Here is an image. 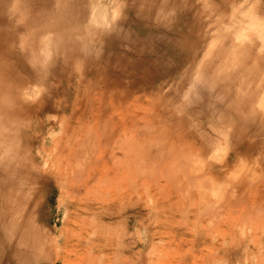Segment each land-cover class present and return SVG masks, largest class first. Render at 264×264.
Instances as JSON below:
<instances>
[{"label":"bare ground","instance_id":"bare-ground-1","mask_svg":"<svg viewBox=\"0 0 264 264\" xmlns=\"http://www.w3.org/2000/svg\"><path fill=\"white\" fill-rule=\"evenodd\" d=\"M13 1V2H12ZM20 1V4L22 3V0H3L1 3H0V264H39L40 263V260L41 259H44L45 261L49 259V256H50V251H52L55 247V249L51 252L54 253V251H56L54 254V260H51L52 264H57L60 260L63 262H65V260H67V258L61 254L62 252L60 251V249L62 250V246H63V249L65 250L64 252L66 254L69 255V253L73 254L74 256H79L80 252L82 251H85V248H87V250H92L91 248L93 249H96L95 247L98 246V244L100 243V239L98 238H95L94 236H90V234L92 235L94 233V230H89L91 224H92V218L90 219H86L85 216L87 217H96L98 216L100 213H103V216L101 217L102 219H107L109 218L110 220H112V216H113V213L111 212V210L114 209V206H117L118 205V202L117 204L115 205L114 203V191H112V186H114V183H111V181L113 180V176H114V166L110 167L109 164L112 163V165H114V160H110L109 161V164L106 163V160L109 159V156L112 157L113 155H110L112 154V150L111 149H108L106 148L107 144L106 143H103L105 144L106 146L104 147L105 149L107 150H103V148H101L98 144V141L96 142L95 139H98V138H94L93 137V132H94V129L90 130L88 129V127H91V126H85L86 124L82 123L85 127L81 130V126L80 125L81 123L78 122V126H75V125H63L59 126V129L61 130V135L59 137L55 136L54 135V130L56 129V123L55 122H50L49 120H45L46 123H43V125L40 127V131H39V128H37V125H36V116L37 115H42V114H49V113H53L54 111H56L50 104L49 102L46 100L44 102H41L40 100L39 101H35V94H39V91H38V87L36 84L37 82L34 80V77L32 75V77H34L33 79L30 77L29 74L31 73H25V71H23L21 69V67L17 66L16 64L12 63L11 61H14L13 59L10 60L9 59H6L5 57H7V55L4 53V48L7 47V41L8 40H11L13 39L12 35H10L9 33V36L4 33V30H5V24H4V20L2 19V16L6 17L7 19H9V17H14L15 20L12 23L14 29H20V27L18 28L17 25L18 22L20 21V19L22 18L21 16L24 15L21 11L22 7H18L20 4H18ZM36 1V0H34ZM47 2H42V5L40 6L41 9L43 7L46 8V13L44 14V22L42 21V23L40 22V17H38L39 15H37V11H39V7H37V4H29L28 7L34 5V9L37 10L36 12V15H37V22L36 20V23H34V25H36L37 28H40L39 30H45V34L43 35H40V37H37V44H39L35 50V52L33 51L34 47L33 45L29 46L28 47V51H29V63L30 61H34L35 60V66L36 67H31V69L29 68L28 71L30 72L31 70L35 71L34 74H36L38 77L39 76H44L45 77V74H47L48 72H50L51 70H49L48 66L50 65H41L40 62H38V60L42 61V62H45L48 60L49 56H50V53L47 52L46 50L50 47V44L56 40V43L54 45L53 43V46L57 47V49H55V52L57 51L58 52V49L59 47L63 46L65 47V42L64 41H71L73 43V45H75V47H80L81 50L83 49L82 47H85V46H88L90 41L91 40H88L90 38V32H93L94 31V34H96L99 30V24L102 25L100 22L102 20L98 19V16H97V12H98V9L99 8H103V7H99L101 5H99L98 3L96 4L97 6L96 7H99L96 11V8H93L95 7V3L93 5L92 2H90L89 0H86V1H89L90 2V7H92L91 10H89L90 14L88 16H84L82 17L80 14H78L77 18H76V23L75 24H72L71 22H75V21H72V18L73 17H76L73 13H75L79 7H78V3L80 0H78L76 3V6H74V4L72 3H69L68 0H66L67 2H62L63 0H55V4L52 5V8H47V5H48V0H46ZM49 1H53V0H49ZM102 1V0H101ZM150 1V0H149ZM149 1H146L145 0V3L149 2ZM185 1V0H184ZM202 1V2H201ZM200 1V5L202 3V6L201 8H199L198 10L203 12V14L206 15L205 18H208L207 16H209V19L211 17H213L215 11H218L217 8H219L220 4L222 1L224 0H220L221 2L219 3H216L213 2V4H216L217 8L213 7L211 4H210V1L209 0H201ZM219 1V0H217ZM229 1V0H227ZM33 3V1H31ZM74 2V1H73ZM83 2V1H82ZM89 2H88V5H89ZM94 2H97V1H94ZM140 2V1H139ZM144 2V1H143ZM141 1V3H143ZM185 2H192L191 4L188 3L186 4ZM184 3L189 7V10H192L195 12V15H196V5L193 4V2L195 3V1H185ZM212 2V1H211ZM226 2V1H224ZM240 2V1H239ZM261 0H255V1H244V3H241L239 5V3H237L236 1V4L234 3L233 4V1L231 0V3L233 4L231 6V8H228V11L222 15H217L218 17H216V19H214V21H210L209 19H203V14L202 12L200 11V15L202 16V19L201 16L198 14V16H200V18L198 16H195V17H198L199 19H194L197 23H196V30H194V34L196 33V38L199 40L202 38V37H198V34H203L205 37L207 35V31L208 32H211L210 35H212L210 37V39L208 40V38H205L207 39L208 41H206L205 43L203 42V44L206 46L204 47L203 49H205V51L202 52V54L200 53L201 50H198L196 49V46H195V43L192 46L190 50H189V55L192 54L193 57L191 56V62H188L187 60H185L186 63H189V65H186V66H190V75L188 76H185L187 74H183L184 76L183 77H188V81L187 83H185L184 81V78L181 76L180 77V80H182L181 78H183V82L182 84H187L185 85L184 87H180L182 88V91L180 94L184 95L182 98L187 99V97L192 94V92L195 90V88L197 86H200L201 88L203 86H207L208 89H211L213 91V93L216 95L213 96V93L211 94V96L215 97V100L218 101V99L216 97L219 98V102L221 104H223L222 106V112L220 113H216V115L214 114V116H216V120L220 119L219 121H221V125L219 124V126H214L212 125V122H208V126H205L203 124H197L196 122H193L191 121V119L189 120H182L181 116H185L187 117L188 114H186V110H182L179 108V106L176 108V115H175V121H176V126H178L177 128V132H175L174 136H173V132L172 134H170V132L168 131V127L166 128L167 129V134H170L171 136H173V139L172 137L170 138L169 140H167L166 142H164L165 144H168L170 142H173L174 146L175 144L177 143L176 147V151L173 150L174 148L176 147H173V144L172 146L170 147V149L172 148V151H175V152H172L175 157H178L180 167H177L178 163H176L177 166L173 167V163L172 165L169 164L170 168H168V165L166 163H169L171 161V159H173V157L171 158L170 157V160L169 158L167 159L169 162L165 161L166 158H162L165 162L163 164H166V168L167 171L169 172H172L170 170H173L172 167L174 169H177L179 170H182L181 173L178 171L176 172V175H178L180 173V175L182 177H180V179L184 180V178L186 180H190L192 181L191 179H193V176L191 175H194V173H198L199 175L203 176L204 179L205 177L207 178V182H206V179L203 180V178L200 176L198 179H196L195 181H192L193 183H197V181L199 182V186L200 188H205L206 186L203 185V183L206 182V184L208 183V187H206L204 189V194H206L207 190L208 192H212V190H220L219 193L223 194L221 192V190H233V192L235 190L239 191V190H264V182H262L260 180L261 177H264V2L263 3H260ZM103 3V2H102ZM228 3V2H226ZM23 4L24 1H23ZM77 8V10L75 8H73V6ZM83 4H85V2H83ZM105 4V3H104ZM144 4V3H143ZM142 4V5H143ZM190 4V5H189ZM229 4H230V1H229ZM79 5H82V3H79ZM86 5V4H85ZM99 5V6H98ZM139 5V4H138ZM141 5V4H140ZM145 5H148L145 4ZM231 5V4H230ZM21 6V5H20ZM23 6V5H22ZM43 6V7H42ZM144 6V5H143ZM142 6V7H143ZM152 6V5H151ZM181 6H182V3H181ZM24 7V6H23ZM138 7V6H137ZM147 7V6H146ZM154 6V9L156 10V8H158L159 6ZM183 7L184 4H183ZM81 8V7H80ZM105 8V7H104ZM104 8H103V13H104ZM120 8V7H119ZM139 8V7H138ZM149 8V7H147ZM160 8H162L160 6ZM159 9H157L155 11V14L156 12L159 13ZM164 8V6H163ZM28 8L26 7V10ZM76 11H74V10ZM85 9V8H84ZM84 9H82L81 12H84ZM136 9V8H135ZM144 9V8H143ZM186 9H188L186 7ZM216 9V10H215ZM21 10V11H20ZM100 10V9H99ZM115 10V9H113ZM142 10V9H141ZM188 10V11H189ZM197 10V11H198ZM220 10H223L220 8ZM226 10V9H225ZM25 11V9H24ZM23 11V12H24ZM32 11V8L30 10V12ZM87 11V10H86ZM85 13H88V11ZM129 11V10H128ZM145 11V10H144ZM162 11V10H161ZM214 11V13H213ZM21 12V14H20ZM29 11L27 12H24L25 14L28 13ZM42 12L43 9H42ZM73 12V13H72ZM102 12V11H101ZM107 12V11H105ZM116 11H113V15L115 14ZM135 12V11H133ZM132 12V14H133ZM137 12V11H136ZM140 12V11H139ZM165 12V10H164ZM192 12V13H194ZM206 12V13H205ZM221 12V11H220ZM32 13V12H31ZM29 13V14H31ZM41 13V12H40ZM39 13V14H40ZM69 14V17L70 15H74L72 18H68L70 20H66V21H61L63 18H60L59 16H61V14L63 15L64 18H67L65 17L66 14ZM117 13V12H116ZM167 13V12H166ZM43 14V13H42ZM102 14V13H101ZM135 14V13H134ZM141 14V12H140ZM139 14V15H140ZM144 14V13H142ZM142 14H141V17H142ZM155 14L153 15V17L155 16ZM221 14V13H220ZM27 15V14H26ZM31 15H34V14H31ZM35 15V17H36ZM100 15V14H99ZM109 14H107V17L109 18L110 16H108ZM111 15V14H110ZM138 15V13H137ZM138 15V16H139ZM152 15V14H151ZM151 15H149V17L153 18ZM160 14H158L159 16ZM28 16V15H27ZM42 16V15H41ZM104 16V15H103ZM144 16V15H143ZM157 16V15H156ZM157 16V17H158ZM163 16H165V20H161L163 17H162V14L160 17H162L160 20L162 22L165 21V24L167 25V21H166V16L168 17V15H165V13H163ZM173 16V14L171 15ZM175 16V15H174ZM192 16H194L192 14ZM29 17V16H28ZM27 17V19H28ZM82 17V18H81ZM106 17V18H107ZM132 17V16H131ZM136 17V16H135ZM147 17V16H145ZM159 17V18H160ZM179 17V15L177 16ZM30 18V17H29ZM60 20H59V19ZM82 20H81V19ZM88 18V19H87ZM101 18V17H99ZM105 18V17H104ZM113 18V16H112ZM114 18H117V17H114ZM127 18V17H126ZM139 18V17H138ZM143 18V17H142ZM156 18V17H155ZM171 18V17H170ZM173 18V17H172ZM181 18V17H179ZM34 19V17L32 18V20ZM74 19V18H73ZM87 19L86 21V25L84 24V20ZM111 19V18H109ZM108 19V20H109ZM130 19V18H129ZM150 19V18H149ZM154 19V18H153ZM152 19V20H153ZM158 18H156L157 20ZM174 19V18H173ZM182 19V18H181ZM180 19V21H181ZM184 19V18H183ZM26 20V19H24ZM64 20V19H63ZM105 20V19H104ZM139 20V19H138ZM142 20V19H141ZM147 20V18H146ZM179 20V19H178ZM193 19H191L190 21H187L191 23V29L192 28V24L195 23V21L193 20V22H191ZM27 21V20H26ZM98 21H99V24H98ZM113 21V19H112ZM145 21V20H144ZM149 21V20H148ZM158 21V20H157ZM156 21V22H157ZM159 21V25L162 26L163 23L160 24ZM202 21V22H201ZM108 21H105V23H107ZM115 19H114V25H113V28L114 26H116L118 24H115ZM184 23V21H181ZM206 22V23H205ZM32 23V25H33ZM38 23V24H37ZM120 23V22H119ZM135 22H133L134 24ZM21 24V23H20ZM25 23H23L24 25ZM78 24V25H77ZM82 24V26H81ZM126 24V23H125ZM129 24V22H128ZM132 24V23H131ZM137 24V23H136ZM157 23H155L154 25L156 26ZM164 24V25H165ZM169 24V23H168ZM177 24V22H176ZM179 24V23H178ZM28 25V24H27ZM73 26L74 28V25H75V28H76V25L77 26H80V27H83L84 28L80 31V27H79V32H76L72 31V27ZM109 25V28L105 31H108L110 29V24ZM119 25V24H118ZM123 25V24H122ZM120 24V26H122ZM145 25V24H144ZM153 25V26H154ZM163 27V28H167L169 29L171 26L168 25L167 27ZM190 25V24H188ZM150 26V24H149ZM170 26V27H169ZM176 26V25H175ZM181 26V23L180 25ZM184 26H185V23H184ZM34 29L32 31L35 30V26H32ZM68 27L71 28V31L74 33L72 34L71 31H68ZM91 27H94L91 28ZM104 27V26H103ZM127 27L126 28V31L128 32V25L125 26ZM74 28V29H75ZM86 28V29H85ZM98 28L97 32L95 33V29ZM101 28V27H100ZM113 28L111 27L112 31H113ZM120 28H124V26L122 27H119ZM117 29V28H116ZM148 29V28H147ZM189 29V28H188ZM13 30V29H12ZM11 30V31H12ZM42 30V31H43ZM70 30V29H69ZM102 30V29H101ZM100 30V31H101ZM118 30V29H117ZM116 30V31H117ZM125 30V29H124ZM131 30V29H130ZM171 30V29H170ZM210 30V31H209ZM6 31V30H5ZM10 31V32H11ZM38 31V29H37ZM133 31V30H131ZM178 31H179V28H178ZM185 32H187L185 29H184ZM14 34L16 35V30H13ZM41 32V31H40ZM39 32V33H40ZM104 32V30H103ZM111 32V31H109ZM125 32V31H124ZM123 32V29L122 31H120L119 34H124ZM130 32V31H129ZM134 32V31H133ZM174 32V31H173ZM184 32V33H185ZM191 34L193 35V31H190ZM38 33V32H37ZM108 33V32H107ZM115 33V32H114ZM113 33V34H114ZM117 33V32H116ZM115 33V35H117ZM126 33V32H125ZM131 33V32H130ZM19 34V33H18ZM31 35L34 33H30ZM41 34V33H40ZM90 34V35H89ZM111 34V33H110ZM121 34V35H122ZM128 34V33H127ZM136 34V33H135ZM148 34V33H147ZM151 34V33H150ZM149 34V35H150ZM177 34V33H176ZM175 34V35H176ZM190 34V33H189ZM190 34V35H191ZM209 34V33H208ZM23 33L20 35V39L22 37ZM39 36V34H37ZM36 35V36H37ZM74 35V36H73ZM99 35V34H98ZM112 35V34H111ZM117 35V36H118ZM155 35V34H153ZM163 35V34H162ZM181 35V34H180ZM179 35V36H180ZM210 35H207L208 37ZM47 36L49 38H47ZM92 36V35H91ZM115 36V37H117ZM124 36V35H123ZM129 36V35H128ZM134 36V34H133ZM136 36V35H135ZM164 36V35H163ZM169 36V35H168ZM167 36V37H168ZM185 36V35H184ZM195 36V35H194ZM203 36V37H204ZM35 37V35H34ZM122 36H120L121 38ZM127 37V36H126ZM142 37V36H141ZM141 37L139 38L141 40ZM151 37V36H150ZM150 37L148 38V35H147V38L150 39ZM158 37V36H157ZM171 37H174V36H171ZM183 37V36H182ZM190 37V36H189ZM15 38V37H14ZM31 38H33L31 36ZM87 38V39H86ZM114 38V36H113ZM124 38V37H122ZM129 38V37H128ZM136 38V37H135ZM134 38V39H135ZM144 38V37H143ZM159 38V37H158ZM158 38H156L158 40ZM178 37H176L177 39ZM193 38V37H192ZM91 39V38H90ZM111 39V38H110ZM109 39V40H110ZM115 39V38H114ZM117 39V38H116ZM116 39H115V42H116ZM126 39V38H125ZM131 40V37L129 38ZM134 39L132 41H134ZM152 39V38H151ZM163 39V38H162ZM166 39V37H165ZM165 39H163V41L165 42ZM169 38H167V41H168ZM174 39V38H173ZM187 39V38H186ZM189 39V38H188ZM204 38H202L203 40ZM28 40H31V39H28ZM34 40H36V38H34ZM48 40V41H47ZM58 40L60 42H58ZM121 40V39H119ZM124 40V39H122ZM143 40V39H142ZM155 40V39H154ZM153 40V41H154ZM170 40V39H169ZM175 40V39H174ZM182 41H184L183 38H181ZM194 40V39H193ZM193 40H191L190 42H192ZM80 41V42H79ZM111 41V40H110ZM108 41V42H110ZM126 41V40H125ZM135 41L137 42V38L135 39ZM145 41V40H143ZM159 41V40H158ZM166 41V43H167ZM204 41V40H203ZM11 42V41H10ZM32 42V41H31ZM74 42L76 44H74ZM107 42V45H111L110 43ZM119 42V41H118ZM124 42V41H122ZM127 42V41H126ZM125 42V43H126ZM129 42V41H128ZM135 42V43H136ZM139 42V41H138ZM137 42V43H138ZM142 42V41H141ZM149 42V41H148ZM151 44L152 41H150ZM161 42V41H160ZM160 42L158 44H160ZM171 42V40H170ZM173 42V40H172ZM175 42V41H174ZM179 42V40H178ZM194 42V41H193ZM27 43V42H26ZM68 43V42H67ZM102 43V42H101ZM121 43V41H120ZM134 43V42H132ZM130 42V45L132 44ZM134 43V44H135ZM143 43V42H142ZM147 44V40L145 42ZM155 43V42H154ZM165 43V45H166ZM183 43V45H186L187 46V43L185 44L184 42H181ZM180 43V44H181ZM201 43V42H200ZM13 44V43H12ZM23 44V43H21ZM36 44V45H37ZM47 44L49 45V47L47 46ZM70 44V42H69ZM67 45V46H70V45ZM81 44V45H80ZM105 44V43H104ZM103 44V46H104ZM118 44V43H117ZM123 44V43H122ZM139 46H140V42L138 43ZM138 44H135L138 46ZM144 44V43H143ZM203 44H202V47H203ZM9 45V44H8ZM72 45V44H71ZM125 45V44H124ZM128 45V44H126ZM134 45V46H135ZM147 45H150L149 43ZM157 45V44H156ZM175 45L179 46L178 43H176ZM174 45V46H175ZM196 45H197V42H196ZM90 46V45H89ZM117 46H120L117 45ZM135 46V47H137ZM142 46V44H141ZM140 46V48H141ZM144 46V45H143ZM154 46V45H153ZM48 47V48H46ZM74 47V48H75ZM102 47V46H100ZM108 47V46H107ZM113 47V46H111ZM129 47V46H128ZM131 47H133L131 45ZM184 47V46H182ZM181 47V49H182ZM188 47H189V44H188ZM71 48V47H70ZM79 48V49H80ZM86 48V47H85ZM106 48V47H105ZM109 48V47H108ZM121 50H123V47L121 45ZM130 48V47H129ZM143 48V47H142ZM145 48V46H144ZM172 48V47H170ZM199 48H200V45H199ZM33 49V50H32ZM50 49H52V47H50ZM64 48L59 49L61 50V52L63 51ZM91 49V48H89ZM116 49V48H115ZM126 49V46L124 48V50ZM147 49V46L146 48ZM144 49V50H145ZM152 49H157L155 50V52L158 51V47L157 48H151L150 50ZM175 50V48H172ZM185 49V48H184ZM201 49V48H200ZM202 49V50H203ZM12 50V49H11ZM78 50V49H77ZM80 50V51H81ZM123 50V51H124ZM127 50V49H126ZM134 50V49H133ZM139 50L142 51V49H135L134 51L138 52L139 53ZM10 51V50H9ZM33 51V52H32ZM50 51V50H49ZM68 51V48L66 49V53ZM79 51V50H78ZM109 51V50H108ZM112 51V50H110ZM128 51V50H127ZM129 51H132L131 49ZM146 51V50H145ZM163 50H161L162 52ZM52 53V51H50ZM72 53V51H70ZM68 51V53H70ZM76 52V51H74ZM73 52V54H75ZM122 52V51H121ZM152 52L151 54H153V51H150ZM149 52V53H150ZM160 52V53H161ZM165 52V51H164ZM65 53V51H64ZM67 53V55H68ZM70 53V54H71ZM80 53V52H79ZM95 53V51H94ZM93 53V54H94ZM111 53V52H110ZM120 53V52H119ZM124 55L125 53L122 52ZM130 53V52H129ZM181 52L178 50V54H180ZM54 54V52H53ZM63 54V53H62ZM60 53V55H62ZM96 54V53H95ZM115 54L117 55V53L115 52ZM137 54V53H136ZM162 54H165L162 52ZM56 55V54H55ZM58 55V54H57ZM64 55V54H63ZM77 55V54H76ZM81 55V54H80ZM97 55V54H96ZM112 55V54H110ZM121 54V56H124ZM186 57L185 59L187 58V54H185ZM69 56V55H68ZM67 56V58L69 59V57ZM72 56V55H70ZM79 56V54L77 55ZM76 56V57H77ZM128 56V55H126ZM137 56H139L137 54ZM147 56H150V54H148ZM120 57L119 55H117V58ZM125 57V56H124ZM139 57H142V56H139ZM28 58V57H27ZM99 58V56H98ZM114 58V57H113ZM116 58V59H117ZM122 58V57H121ZM126 58V57H125ZM130 58V57H129ZM143 58V57H142ZM157 58V57H156ZM167 59V57H165ZM169 58V57H168ZM63 60H65L63 57H62ZM82 59V58H80ZM84 59V58H83ZM110 59V57H109ZM152 59V62H153V58ZM10 60V61H9ZM54 60V58H53ZM74 60V57L73 59ZM76 60V59H75ZM79 60V59H78ZM77 60V61H78ZM114 60V59H113ZM132 59H130L131 61ZM149 61V58L147 59ZM157 60V59H155ZM162 60V59H161ZM168 60V59H167ZM166 60V61H167ZM170 60V59H169ZM124 61V59H123ZM123 61H119L117 59V61H111V62H116L114 65L117 66V64L120 65V62H122L121 64L124 66L125 64H123L124 62ZM126 61V60H125ZM165 61V63H166ZM196 61V62H195ZM63 62V61H62ZM65 62V61H64ZM70 61H68L67 63L69 64ZM128 62L129 64H131V62H129V59L126 61ZM171 63H173L172 61H170ZM46 63V62H45ZM149 63V62H148ZM170 63V64H171ZM183 63V62H182ZM32 64V63H30ZM46 64H50V62L46 63ZM129 64H126V65H129ZM169 64V63H168ZM169 64V65H170ZM175 64V62H174ZM184 64V63H183ZM118 65V66H119ZM167 65L168 67H171ZM173 65V64H172ZM177 65V64H176ZM192 65V66H191ZM185 66V67H186ZM69 66H65V68H68ZM125 67V66H124ZM164 67V66H163ZM166 67V66H165ZM181 67V66H180ZM71 68V66H70ZM118 68V67H117ZM116 68V69H117ZM120 68V66H119ZM167 68V67H166ZM183 68V67H182ZM181 68V69H182ZM187 68V67H186ZM192 68V69H191ZM121 69V68H120ZM124 69V71H126L128 68H122ZM180 69V70H181ZM189 69V68H187ZM186 69V73H188ZM163 70V69H162ZM179 70V71H180ZM161 71V69H160ZM166 71V70H165ZM178 71V70H177ZM121 71H119L117 69V72L116 73H119ZM128 71L124 72V74H126ZM164 72V70H163ZM181 72V71H180ZM182 72H183V69H182ZM169 74V72H166ZM176 73V71L174 72V74ZM185 73V72H184ZM56 74V72H55ZM123 74V73H122ZM182 74V73H181ZM202 74V78L200 77ZM204 74V76H203ZM127 75V74H126ZM51 77L53 75L49 74L48 77ZM166 76V75H165ZM167 77V76H166ZM170 77V76H169ZM168 77V78H169ZM203 77L205 79H203ZM167 78V79H168ZM48 79V78H47ZM187 79V78H186ZM205 80L204 81H202ZM120 80V79H119ZM175 81V80H173ZM42 82V81H40ZM121 82V81H120ZM177 82V81H176ZM204 85H203V84ZM115 85V84H114ZM41 86V84H40ZM116 86V85H115ZM114 88H117L115 87ZM177 86V84H176ZM175 84H172L170 87V92H171V87H176ZM195 87V88H194ZM40 88V87H39ZM177 88V87H176ZM194 88V89H193ZM201 88H198V89H201ZM204 88V87H203ZM205 88V89H207ZM129 89V88H128ZM175 89V88H174ZM125 92H122V93H125V99L128 100L127 96L129 95L128 93L130 91H128V93H126L127 89H124ZM167 90V91H168ZM173 90V89H172ZM210 90V91H211ZM178 91H179V88H178ZM203 92V90H201ZM165 92V91H164ZM174 92V91H173ZM197 92L199 93V91L197 90ZM196 91L194 92L197 93ZM167 93V92H166ZM179 93V92H178ZM197 93V94H198ZM201 93V92H200ZM199 93V94H200ZM127 94V95H126ZM173 94V93H172ZM209 94V92H208ZM207 94V95H208ZM164 95V94H163ZM177 95V93H176ZM205 95V94H204ZM206 95V96H207ZM30 96L34 98V101H32L30 99ZM175 97V95H173ZM195 96V95H193ZM123 97V96H122ZM166 97V96H165ZM179 96H177L176 99H178ZM190 97V96H189ZM198 97V96H197ZM203 97V96H202ZM201 95L199 98H202ZM164 98V96H163ZM191 98V97H190ZM194 97H192L193 99ZM210 98V97H209ZM116 99V97H115ZM118 99V98H117ZM124 97L122 98V101H123ZM171 99V98H169ZM174 99V98H172ZM191 99V100H192ZM204 99V98H203ZM208 99V98H207ZM205 99V100H207ZM211 99V98H210ZM78 99H76L77 101ZM82 100V99H81ZM119 100V99H118ZM167 101L168 100V97L166 99ZM190 100V99H189ZM194 100V101H193ZM192 101L195 102V98L193 99ZM117 101V100H116ZM174 101V100H173ZM204 101V100H203ZM208 101V100H207ZM210 101V100H209ZM213 101V99L211 100ZM163 102V101H162ZM165 102V101H164ZM178 102V101H177ZM184 102H188V101H184ZM217 102V103H219ZM123 103V102H122ZM128 103V102H127ZM174 103V102H173ZM180 103V102H178ZM182 103V102H181ZM192 103V102H190ZM189 103V104H190ZM197 103L200 104L197 106ZM204 103V102H203ZM66 104V102H65ZM68 104V103H67ZM74 105V103H72ZM76 104V103H75ZM79 104V102H78ZM81 104H83V102H81ZM125 104H126V101H125ZM168 102L165 104L167 105ZM177 104V103H176ZM183 104V103H182ZM189 104H187L189 106ZM195 104V103H194ZM209 104L210 102H208V111H209ZM212 104V102H211ZM59 107L61 104H58ZM164 105V103H163ZM196 107H199V106H202L200 101L198 102V100H196ZM195 105L193 107H195ZM207 105V104H206ZM72 106V105H71ZM75 106V105H74ZM77 106V105H76ZM75 106V107H76ZM185 107V105H182ZM181 106V107H182ZM213 105H211L212 107ZM58 107V106H57ZM74 107V109H75ZM83 107V105H82ZM163 107V106H162ZM176 107V106H175ZM174 107V108H175ZM191 107V106H190ZM195 107V108H196ZM203 107V106H202ZM206 107V106H205ZM216 107V106H215ZM60 108H65L64 106H61ZM66 108H67V105H66ZM172 108V106H171ZM189 108V107H188ZM221 107H218V109H220ZM68 109V108H67ZM74 115L76 116V110L73 109V106L71 107ZM70 109V111H71ZM81 109V107H80ZM93 109V108H92ZM168 109V107H167ZM198 109V108H196ZM207 108H205L206 110ZM217 109V107H216ZM69 110V109H68ZM78 110H79V106H78ZM77 110V111H78ZM213 110V109H212ZM211 109L210 111L213 112ZM81 111V110H80ZM164 111V110H163ZM171 111V109L169 110ZM169 111L168 110H165V113L166 115L169 114ZM190 111V109H189ZM188 111V112H189ZM194 111H196L194 109ZM200 111V110H199ZM203 111V110H202ZM207 111V113H208ZM209 111V113H211ZM221 111V110H219ZM79 112V111H78ZM77 112V115H79ZM84 112V111H83ZM94 112V111H92ZM174 112V111H173ZM197 112V111H196ZM204 112V111H203ZM218 112V111H217ZM80 113V112H79ZM103 113V112H102ZM191 113H192V110H191ZM190 114V116L194 115L193 112L192 115ZM215 113V112H214ZM92 114V113H91ZM105 114V112H104ZM198 114V113H197ZM205 114H206V111H205ZM81 115V114H80ZM172 115V114H171ZM200 115V114H199ZM220 116V118H218V116ZM55 116V115H54ZM93 116V114H92ZM94 116H96V114H94ZM93 116V118H94ZM106 116V115H105ZM165 116V115H164ZM196 116V115H195ZM47 117V116H46ZM51 117V116H50ZM53 117V115H52ZM56 117V116H55ZM189 117V116H188ZM199 117V116H198ZM201 117V116H200ZM205 116H203L204 118ZM208 118V116H206ZM42 118V117H41ZM72 118L74 119V116H72ZM163 118V117H162ZM174 118V117H173ZM193 118V117H192ZM195 118V117H194ZM53 119V118H52ZM72 119V120H73ZM84 119V118H82ZM185 119V118H184ZM196 119V118H195ZM210 119V118H208ZM41 120V119H40ZM57 120V119H56ZM64 120V118H63ZM69 120V119H68ZM76 120H78V117H76ZM75 120V121H76ZM90 120V119H89ZM198 120V119H197ZM201 120V119H200ZM199 120V121H200ZM203 120V119H202ZM85 121V119L83 120ZM86 121H88L86 119ZM164 121H168V116H165L164 117ZM205 121V120H204ZM212 121V120H211ZM43 122V121H42ZM162 122V121H161ZM62 123V122H60ZM90 123V122H89ZM169 123V122H168ZM167 123V124H168ZM59 124V123H57ZM72 124V122H71ZM76 124V123H75ZM88 124V123H87ZM92 124V123H91ZM165 124V122H164ZM163 124V125H164ZM171 124V123H170ZM175 124V123H174ZM206 124V122H205ZM214 124V122H213ZM77 125V124H76ZM162 125V126H163ZM172 125V124H171ZM105 126V131H102L103 127L100 128L102 132H100V130H98V127L96 130H98L100 132V137L99 139L104 135L108 137V131L106 132V125L104 124ZM161 126V127H162ZM166 126V125H165ZM169 126V125H168ZM175 126V127H176ZM172 127V126H171ZM147 128L149 127H146V130H148ZM153 128V127H152ZM151 128V129H152ZM48 130V131H51L49 132L50 135H45L43 133V130ZM163 130V127L161 128ZM175 129V128H174ZM57 130V129H56ZM171 130V129H170ZM96 131V132H98ZM166 131V130H165ZM175 131V130H174ZM57 132V131H56ZM99 132L97 133V135H99ZM147 132V131H146ZM150 132V131H149ZM154 132V131H152ZM161 132V130H160ZM169 132V133H168ZM103 133V134H102ZM148 133V132H147ZM146 133V134H147ZM151 133V132H150ZM58 134V133H57ZM56 134V135H57ZM145 134V135H146ZM164 136L163 137H166L165 134L166 133H163ZM51 136V137H50ZM55 136V137H54ZM126 136V135H125ZM147 136H149V134H147ZM160 136V134L158 133V135H155V137H152V138H156L157 140H162L163 137L160 136V138L158 139V137ZM127 139H128V136H126ZM146 137V136H145ZM94 138V140H93ZM103 138V137H102ZM131 138V137H130ZM142 138V137H141ZM104 139V138H103ZM134 139V138H132ZM137 140V138H135ZM146 139V138H145ZM149 139H151L149 137ZM156 139H154V141H156ZM105 140H108V139H105ZM104 140V142H105ZM126 140V139H124ZM131 140V139H130ZM166 140V139H165ZM236 140V141H235ZM103 141V140H102ZM101 141V142H102ZM142 143H143V138L141 139ZM235 142V146H233L231 143ZM124 142V141H123ZM129 142H133L132 141H129ZM149 142V140H148ZM155 143L153 142V140L151 141L150 140V143ZM136 143V142H135ZM135 143H132V145H134ZM139 143V140L137 142V145ZM141 143V142H140ZM37 144H38V148L37 150H35V148L37 147ZM127 146L124 147V151L126 150H129L130 149H134L135 146L133 148L129 147V144L128 143V140L125 141V143ZM162 144V142H161ZM136 145V146H137ZM140 145V144H139ZM139 145L137 146V148L139 147ZM144 145V143H143ZM146 145V144H145ZM150 145V144H149ZM152 145V144H151ZM158 145V141L157 143L155 144V146ZM160 145V143H159ZM169 145V144H168ZM143 149V147L145 146H142L140 145ZM148 146V145H147ZM123 147V146H122ZM121 147V148H122ZM112 148V147H111ZM126 148V150H125ZM148 148H151V146H149ZM157 148V147H156ZM168 148V147H167ZM141 149V150H142ZM154 149V148H153ZM159 149V147H158ZM122 150V149H121ZM139 149H137V152L135 151L134 153L137 154L139 153V155L141 154V150L138 152ZM150 150V149H149ZM161 150V149H160ZM165 150H166V147H165ZM169 150V149H168ZM167 150V151H168ZM123 151V152H124ZM147 151V150H146ZM146 151L144 150V155L146 154ZM171 151V150H170ZM111 152V153H110ZM129 152V151H128ZM127 154H129L130 152H132L130 150V152ZM142 152V153H143ZM153 153H155L154 151H151ZM133 153V155H134ZM148 153V152H147ZM160 153V152H159ZM163 153V152H162ZM172 153L170 152L167 153L169 154L170 156H172ZM132 155V153H130ZM149 154V153H148ZM147 154V155H148ZM151 154V153H150ZM157 153H155L154 155H156ZM166 154V155H167ZM125 155H126V152H125ZM138 155V154H137ZM135 156V158H137L138 156ZM168 155V156H169ZM173 155V156H174ZM124 156V154H123ZM122 156V157H123ZM141 156H143V154H141ZM152 156V155H151ZM157 156V155H156ZM162 156V155H161ZM114 158L116 157L115 154L113 156ZM112 157V158H113ZM130 157V156H129ZM128 157V158H129ZM140 157V156H139ZM145 157V156H144ZM149 157V156H148ZM146 156V158H148ZM155 157V156H154ZM159 157V156H158ZM157 157V158H158ZM165 157V156H164ZM174 157V159H175ZM108 158V159H107ZM150 158V157H149ZM152 158V157H151ZM122 159H125V156L124 158ZM139 159H142V157H140ZM161 159V158H160ZM159 159V160H160ZM174 159L172 160V162H175ZM105 160V161H104ZM126 160V159H125ZM124 160V161H125ZM131 160H132V157H131ZM135 163L139 160L135 159ZM154 160V159H153ZM162 160V161H163ZM176 160V159H175ZM122 161V164H123V160H120V162ZM133 161V160H132ZM146 161H149L148 163L145 162V165L143 164L144 161L140 160V163H136L137 164V167L139 166L140 168H142L141 170H143V168H146L147 167V164H150L153 162L155 163V167L158 168V173L161 174L163 173L162 171H164V169L162 168L163 165L160 167H157L158 166V163L161 162V160L158 162H155V161H151L150 162V159L146 160ZM128 162V160H127ZM116 163L118 164L119 162L116 161ZM126 163V162H125ZM124 163V164H125ZM131 163V162H130ZM134 163V162H133ZM132 163V164H133ZM132 165L134 166L133 168V171H135V167L136 165ZM157 163V164H156ZM162 163V162H161ZM143 164L144 167H141V165ZM127 165H129V167H131L130 164L127 163ZM183 165V166H182ZM122 166V165H121ZM120 166V168H121ZM124 166V165H123ZM122 166V167H123ZM152 167V165H150ZM125 167V166H124ZM129 167H126V169H128ZM136 167V168H137ZM138 167V168H139ZM151 167H147V170L148 169H152ZM153 167L155 170L156 168ZM118 169V167H116ZM116 168H115V171H116ZM137 168V170H138ZM160 168V169H159ZM132 169V167H131ZM162 169V171H161ZM121 170V169H120ZM126 170V171H127ZM136 170V171H137ZM140 170V169H139ZM139 171L142 173V171ZM146 170V169H145ZM152 170V171H153ZM121 171H124V170H121ZM121 177H123V173L125 172H121ZM149 171V170H148ZM161 171V173H160ZM176 171V170H175ZM119 172V171H118ZM127 173V172H126ZM136 173V172H135ZM138 173V172H137ZM166 174V171L164 172ZM173 174L174 171L172 172ZM171 173V176L167 177V175L163 174V176L167 177L168 180L166 181H169V179H174L177 178V176H174L172 175ZM178 173V174H177ZM119 174V173H118ZM133 174V173H132ZM169 175V173H167ZM191 174V175H190ZM195 174V175H196ZM125 175V174H124ZM127 175V174H126ZM129 175V173H128ZM127 175V176H128ZM131 175V174H130ZM129 175V176H130ZM162 175V174H161ZM120 176V175H119ZM128 176V177H129ZM135 176V175H134ZM133 176V177H134ZM158 176V175H157ZM174 176V178L172 177ZM116 177V175H115ZM132 177V176H131ZM130 177V178H131ZM160 177V176H159ZM158 177V178H159ZM171 177V178H170ZM195 177V176H194ZM198 177V176H197ZM196 177V178H197ZM229 177H233L232 179H236L235 181L234 180H228ZM136 178H138V176H136ZM161 178H164V177H161ZM200 178L201 180L203 181H200ZM227 178V179H226ZM230 178V179H231ZM195 179V178H194ZM193 179V180H194ZM228 180L229 182H226V180ZM123 180V179H122ZM128 180V179H127ZM130 180V179H129ZM132 180L136 181V179L132 178ZM165 180V179H164ZM185 180V181H186ZM209 180V181H208ZM115 181V179H114ZM124 181V180H123ZM140 181V180H139ZM187 181V182H188ZM188 182L189 184L192 183V182ZM233 181V182H232ZM128 182V181H126ZM170 182V181H169ZM181 182V181H180ZM184 182V181H183ZM200 182H202L200 184ZM56 184L58 187H59V192H60V196L58 197L59 199V204L60 205H65L64 208L66 209V211H71L70 214L71 216L75 217V218H80L81 216L83 217V219L85 218L87 221H77V224H75V228L71 229L69 228L66 224V222H63L64 223V228L63 230L61 231V236L62 234L67 231L68 233L69 232H72L74 233V235L71 237L73 238L76 242L71 246L73 247H68V249L66 247H64V245H61L63 243H60V239L57 235V237L55 238L54 236H50L49 233L46 231V228L43 227V218H44V208L46 206L47 203L50 202L52 196L54 195V190H50L51 189V186L52 184ZM133 183V182H132ZM168 184V182H166ZM165 183V184H166ZM172 183V182H170ZM187 183V184H188ZM192 183V184H193ZM128 184V183H127ZM140 184V183H139ZM161 185H163L162 183H160ZM173 184V183H172ZM181 184V183H180ZM185 184V182H184ZM125 185V183H124ZM138 185V184H136ZM183 185V184H182ZM198 184H196L197 186ZM130 186V185H129ZM128 186V187H129ZM165 186V185H164ZM160 186V188H164ZM171 184H170V188H171ZM181 186V185H180ZM187 186V185H186ZM190 188H193L194 190V187L191 186V184L189 185ZM189 186H187V190L189 189ZM195 188H198L196 187ZM57 187V188H58ZM135 187V186H134ZM138 187V186H136ZM185 187V185H184ZM115 188V186H114ZM178 190H180L179 186L177 187ZM144 189V188H143ZM167 190H169V188L166 187ZM185 189V188H184ZM200 189V190H201ZM207 189V190H206ZM116 190V189H115ZM133 190V189H132ZM138 190V188H137ZM172 190V189H171ZM174 190V189H173ZM192 190V189H191ZM189 189V191H191ZM200 190L197 189V193L201 194ZM203 190V189H202ZM206 190V192H205ZM200 191V192H198ZM225 191V192H226ZM254 191V192H255ZM196 192H191V193H196ZM251 192V191H249ZM179 193V191L177 192ZM183 193V192H182ZM188 193V192H186ZM190 193V192H189ZM188 193V194H189ZM190 193V194H191ZM196 193V194H197ZM203 193V192H202ZM236 194H238L237 192H235ZM248 193V192H247ZM263 193V191H262ZM116 194V193H115ZM189 194V195H190ZM195 194V196H196ZM199 194H197V200L199 199ZM211 194V193H210ZM218 194V193H217ZM227 194V193H226ZM240 194V193H239ZM253 194V193H252ZM250 194V196L252 195ZM260 194V193H259ZM264 194V193H263ZM230 195L235 197V195H233V193H229L228 194V197L226 196V198H229V202H231V199L233 198H230ZM243 195L245 196V194L243 193ZM242 195V196H243ZM182 196V195H179V197ZM193 196V195H192ZM194 196V197H195ZM206 196V195H204ZM209 196V195H208ZM207 196V197H208ZM211 196V195H210ZM222 196V195H221ZM239 196V195H238ZM254 196V195H253ZM131 197V196H130ZM129 197V198H130ZM151 196H149V199H150ZM191 197V196H190ZM201 197L200 196V200H201ZM246 197H249L247 196L246 194ZM245 197V199H246ZM255 197V196H254ZM253 197V198H254ZM259 197V196H258ZM117 201L118 200V197H116ZM188 198V197H187ZM196 198V197H195ZM210 198V197H209ZM214 198V197H213ZM217 198V197H216ZM223 199V197H221ZM236 198V197H235ZM241 198V197H240ZM249 198H252V197H249ZM257 198V197H256ZM260 198V197H259ZM120 199V198H119ZM153 201L155 200V198H151ZM150 199V200H151ZM190 199V198H189ZM192 199V198H191ZM203 199V198H202ZM238 199V197H237ZM264 199V197H263ZM115 200V201H116ZM131 200V199H130ZM152 200L150 202H152ZM209 200V199H207ZM211 200V199H210ZM220 199H218V201L215 199V202H220L219 201ZM233 200V199H232ZM240 200V199H239ZM244 200V198H243ZM243 200H240V201H243ZM248 200V198L246 199ZM253 200V199H252ZM255 200V199H254ZM260 201V199H257ZM129 201V200H128ZM184 201V200H183ZM226 201V199H225ZM235 203L238 202L236 200H234ZM245 201V200H244ZM249 201V200H248ZM247 201V202H248ZM262 201V200H261ZM121 202V201H120ZM124 202V200L122 201ZM192 202V200H191ZM196 202V201H195ZM204 202V200H203ZM203 202H200V203H203ZM214 202V200L210 203ZM149 203V202H148ZM182 203V202H181ZM198 203V202H197ZM225 203V202H223ZM223 203H222V206H223ZM234 203V202H233ZM252 203V202H250ZM258 203V202H257ZM262 203V202H261ZM264 203V201H263ZM124 204V203H123ZM153 204V202L151 203ZM151 204L149 205L150 208L152 207ZM196 204V203H195ZM209 204V203H208ZM206 204V210L208 211L209 207H207ZM221 205V203H219ZM243 204V203H242ZM242 204L239 203V205L242 207ZM246 204V203H245ZM260 204V203H258ZM135 205V204H134ZM159 205V204H158ZM187 205V204H186ZM194 205V204H193ZM200 205V204H199ZM202 205V204H201ZM211 205V204H210ZM209 205V206H210ZM216 205V204H215ZM218 205V204H217ZM226 205V204H225ZM224 205V206H225ZM228 205V203H227ZM238 205V206H239ZM255 205V204H253ZM262 205V204H261ZM260 205V206H261ZM119 206V205H118ZM130 205H128L129 207ZM148 206V208H149ZM204 206V207H205ZM213 208V205H211ZM223 206V207H224ZM229 206V205H228ZM233 206H235L233 204ZM244 206V205H243ZM259 206V205H257ZM127 207V206H126ZM125 207V208H126ZM190 207H193V206H190ZM195 207V205H194ZM197 207V205H196ZM195 207V208H196ZM203 207V208H204ZM216 206H214L215 208ZM220 207V206H219ZM232 207V206H231ZM246 207V206H245ZM245 207H242L245 208ZM250 207H251V204H250ZM262 207V206H261ZM260 207V208H261ZM264 207V206H263ZM131 208V207H129ZM181 208V207H180ZM179 208V209H180ZM198 208H201L198 207ZM208 208V209H207ZM218 208V206L216 207ZM236 209V207H232L229 209L225 207V210L224 212L228 213L227 212V209L231 212L232 209ZM252 208V207H251ZM259 208V207H258ZM258 208H256V213H257V210ZM259 208V209H260ZM187 209H189L187 207ZM224 209V208H222ZM221 209V210H222ZM231 209V210H230ZM233 209V210H234ZM250 209V208H249ZM264 209V208H262ZM150 210V209H149ZM183 210V209H182ZM186 210V209H185ZM191 210V209H190ZM200 210V209H199ZM214 210V212L216 211L215 209H212V211ZM219 210V209H218ZM220 210V211H221ZM232 210V212H233ZM241 210V209H240ZM239 210V211H240ZM244 210V209H243ZM248 210V209H247ZM254 209H250V211H253ZM254 210V211H255ZM47 211V210H46ZM65 211V212H66ZM139 211V210H138ZM187 211V210H186ZM211 210L208 211V213L210 212ZM219 212V214L221 213H224L223 211L222 212ZM242 211V210H241ZM245 211V210H244ZM249 211V212H250ZM123 212V211H122ZM189 212V211H188ZM194 212V211H193ZM205 212V208H204V211L202 212L203 214ZM217 212V213H218ZM231 212V213H232ZM260 211H258L259 213ZM47 213V212H46ZM128 213L129 214H136L137 215V212L136 211H131L128 210ZM147 213V212H146ZM149 213V212H148ZM180 213V212H179ZM183 213V212H182ZM186 213V212H185ZM192 213V212H191ZM201 212H199L200 214ZM211 213V212H210ZM209 213V215H211ZM213 213V212H212ZM226 213H224L226 215ZM238 212H236L235 214H237ZM254 213V212H253ZM253 213H249V216L252 215ZM257 213V214H258ZM139 214V213H138ZM194 214V213H193ZM198 214V213H196ZM207 214V213H206ZM214 214V213H213ZM240 214V213H238ZM243 214V212H242ZM47 215V214H46ZM49 215V213H48ZM121 215V214H120ZM147 215V214H146ZM181 215V214H180ZM179 215V216H180ZM183 215H185L183 213ZM182 215V216H183ZM188 215V214H187ZM208 215V216H209ZM215 215V214H214ZM218 215V214H216ZM215 215V217H216ZM241 215V214H240ZM68 215H66L67 217ZM70 216V215H69ZM198 216V215H197ZM228 216V215H227ZM230 216V215H229ZM231 216L233 217V214H231ZM248 216V217H249ZM262 216H264V214H262L260 217L262 218ZM50 217V216H49ZM73 217H70V218H73ZM184 217V216H183ZM186 217V216H185ZM196 217V215H195ZM199 218H201L200 216H198ZM213 217V216H212ZM218 217V216H217ZM222 217V216H221ZM238 217H241V216H238ZM246 217V214L245 216ZM247 217V219H248ZM258 217V215H257ZM75 218H73L75 220ZM194 218V217H193ZM250 218V217H249ZM252 218V217H251ZM250 218V219H251ZM256 218V217H255ZM260 218V219H261ZM264 218V217H263ZM48 219V218H47ZM47 219L45 221H47ZM66 219V218H65ZM182 219V217H181ZM181 219L179 220V223L182 224L183 222L181 221ZM188 219V217H187ZM185 220V221H188V220ZM190 219V218H189ZM195 219V218H194ZM194 219H190V220H194ZM217 219V218H216ZM223 219V218H222ZM236 218H233L232 222L234 224H236V222H234ZM238 219V218H237ZM246 219V218H245ZM259 219V218H258ZM256 219V220H258ZM60 220V219H59ZM62 220V219H61ZM67 220H70L67 218ZM82 220V219H81ZM184 220V219H183ZM189 220V221H190ZM199 220L201 219H197V221L199 222ZM219 220H220V216H219ZM239 220V219H238ZM252 220V219H251ZM250 220V221H251ZM63 221H65L63 219ZM106 221V220H105ZM181 221V222H180ZM188 221V222H189ZM222 221V220H221ZM228 221V219H227ZM230 221V220H229ZM260 220H258L259 222ZM71 222V221H69ZM104 222V221H102ZM193 222H196V219L195 221ZM224 222V221H223ZM222 222V224H223ZM248 222V220H247ZM256 222V221H254ZM262 222V221H261ZM264 222V221H263ZM72 223V226H73V223H76L75 222H71ZM185 223V222H184ZM226 223V222H225ZM233 223H232V226H233ZM239 223V222H237ZM243 223V222H242ZM241 223V224H242ZM260 223V222H259ZM257 223V224H259ZM142 225H144L143 223H141ZM216 224V223H215ZM246 223L244 222V225ZM249 224V223H248ZM251 224V223H250ZM256 224V223H255ZM261 224V223H260ZM263 224V223H262ZM261 224V228L264 227V225ZM186 226L187 223L185 224ZM191 225L193 226V224L191 223ZM220 225V224H219ZM247 225V224H246ZM254 225V224H253ZM45 226V225H44ZM63 226V225H62ZM192 226L188 227V228H191ZM196 226V225H195ZM213 226V225H212ZM218 226V224H217ZM230 226V225H229ZM240 226V224H239ZM242 226V225H241ZM251 226V225H250ZM47 227V226H46ZM58 227V226H57ZM194 227V226H193ZM192 227V228H193ZM215 227V226H214ZM228 228V226H226ZM234 227V226H233ZM231 227V228H233ZM245 227V226H244ZM254 228L256 226H253ZM260 227V225L258 226ZM257 227V228H258ZM187 228V227H186ZM185 228V229H186ZM195 228V227H194ZM193 228V229H194ZM197 228V227H196ZM195 228V230H197ZM203 228V227H202ZM216 228V227H215ZM212 227V229H215ZM218 228V227H217ZM225 228V227H224ZM230 228V229H231ZM249 228V227H248ZM57 229V228H56ZM62 229V227H61ZM200 229V228H199ZM207 230H210L211 232L214 231L212 229H209L206 228ZM236 229V228H235ZM233 228V230H235ZM59 230V229H57ZM89 230L87 233H89L88 237L87 236H84V232ZM188 231L190 229H187ZM192 230V229H191ZM195 230L191 231L192 233L194 232L195 233ZM205 230V229H204ZM218 230V229H217ZM224 231V229H221ZM220 230V231H221ZM260 230V229H259ZM50 231V230H48ZM126 231V230H125ZM202 231V229H201ZM206 231V230H205ZM231 231V230H230ZM236 231V232H235ZM233 232H235V234L237 233V230H235ZM250 231V230H249ZM253 234H254V230H252ZM258 231V230H257ZM261 231V230H260ZM263 231V230H262ZM261 231V232H262ZM57 232V231H56ZM197 232V231H196ZM203 232V231H202ZM207 232V231H206ZM217 232V231H216ZM243 232V231H242ZM242 232L239 231V235L240 233L242 234ZM261 232H258L259 234ZM264 232V231H263ZM51 233V232H50ZM66 233L67 235H70ZM71 233V235H72ZM86 233V232H85ZM204 233V232H203ZM214 233V232H213ZM212 233V234H213ZM219 230H218V233L217 236L216 234L214 233L213 235H211V233L209 232V236H210V239L212 236H216L218 237L219 235ZM222 233V232H221ZM249 233V232H248ZM247 233V234H248ZM52 234V233H51ZM56 234V233H55ZM59 234V232H58ZM65 234V233H64ZM63 234V235H64ZM207 233L203 234V235H206ZM225 234V233H224ZM228 232V236H230ZM233 233V235H235ZM244 236L246 235V231L243 232ZM250 234V233H249ZM248 234V235H249ZM264 234V233H263ZM60 235V234H59ZM196 235V234H195ZM200 235H202V233H200ZM202 235V236H203ZM223 235V233H222ZM222 235L220 237H222ZM233 235L231 234V236L233 237ZM238 235V236H239ZM247 235V236H248ZM258 234H254L253 236H250V237H253ZM261 236H264L262 234H260ZM228 236L226 239H228ZM237 236V235H235ZM241 236V235H240ZM240 236L238 237V239H240ZM248 236L249 240H250V237ZM66 237V236H65ZM194 237V236H193ZM201 236H199L200 238ZM207 237V236H206ZM243 237V235H242ZM69 238V237H67ZM67 238L63 239V242H65L64 240H66ZM231 238V237H230ZM229 238V239H230ZM236 238V237H235ZM247 238V240H248ZM256 238V236H255ZM70 239V238H69ZM67 239V241L69 240ZM124 239V238H123ZM121 239L122 242H120L121 246L123 249H125V242L124 240ZM196 239H197V236H196ZM243 239V238H242ZM241 239V240H242ZM252 239V238H251ZM62 240V239H61ZM200 240V239H198ZM224 240V239H222ZM253 240V239H252ZM251 240V241H252ZM261 240V238L259 239ZM259 240H257V243H259L260 247H262L263 245H261V242H258ZM66 241V242H67ZM85 241L86 242V245H84L83 242ZM220 241V240H219ZM232 240H230L229 243L232 244L231 242ZM233 241H234V237H233ZM240 241V240H239ZM244 241V240H243ZM264 241V240H263ZM235 242H238V240ZM69 243V241H68ZM240 243V242H239ZM224 245L226 243H223ZM243 244V243H242ZM263 244V242H262ZM68 245V244H67ZM65 245V246H67ZM68 245V246H70ZM75 245V246H74ZM88 245V247H87ZM230 245V244H229ZM54 246V247H53ZM233 246V245H232ZM242 246V245H241ZM49 247L53 248L52 250L49 251ZM226 247L229 249V247L227 246L226 244ZM236 247V246H235ZM234 247V249H235ZM237 247H238V243H237ZM239 249H241V247H238ZM238 248H236L238 250ZM248 248V247H247ZM257 248V247H256ZM263 248V247H262ZM222 249H224V246H222ZM226 249V248H225ZM235 249V250H236ZM258 249V248H257ZM227 250V249H226ZM261 250V249H260ZM263 250V249H262ZM225 251V250H224ZM228 251V250H227ZM231 251V248L230 250ZM233 251V249H232ZM242 251V250H240ZM245 251V250H244ZM248 251H249V248H248ZM255 251V250H254ZM257 251V250H256ZM264 251V250H263ZM263 251H261L263 253ZM68 252V253H67ZM247 252V251H246ZM245 252V253H246ZM258 252V251H257ZM227 253V252H226ZM230 253V252H228ZM234 253V251H233ZM244 253V252H243ZM253 253V251H252ZM65 254V255H66ZM70 254V255H71ZM224 254V253H223ZM249 254V253H248ZM49 255V256H48ZM67 255V256H68ZM255 255V254H253ZM258 255V254H257ZM261 255V254H260ZM81 256V255H80ZM79 256V257H80ZM65 257V260L64 258ZM78 257V258H79ZM51 258V257H50ZM70 258V257H69ZM72 259V258H71ZM75 260V259H74ZM73 261V259H72ZM70 261L69 263L72 264ZM76 261V260H75ZM73 261V262H75ZM62 262H60L62 264ZM49 263V262H48ZM67 263V261L65 262ZM64 263V264H65Z\"/></svg>","mask_w":264,"mask_h":264},{"label":"rangeland","instance_id":"rangeland-1","mask_svg":"<svg viewBox=\"0 0 264 264\" xmlns=\"http://www.w3.org/2000/svg\"><path fill=\"white\" fill-rule=\"evenodd\" d=\"M0 1L2 2L3 0H0ZM23 1H24L25 4H23ZM31 1H33V3ZM41 1L42 2H47L46 0H36V1H34V0H22V3L20 4V1H19L18 4H20L21 6L19 5L18 7L19 8L22 7V8L25 9V11H24V9H22V11L20 10L24 14V15H22L21 12H20V14L22 15L21 16L22 18L18 22L19 25H17V27L18 28L20 27V29H14V27H13V25L11 23V22H13L15 20L14 17H9V19H7L6 17L2 16V19L4 20V24H5V30H6V31L4 30V33H6L8 36L10 34L13 37V39L7 41V47L3 49L4 50V53L7 55V57H5V58L6 59H9L10 58V60L13 59L14 61H11V62L14 63V64H16L17 66L21 67V69L23 71H25V73H28V74L31 73L29 75H30V77L32 79L34 77H36V78H34V80L37 82L36 84H38L37 85V87H38L37 89L39 91V94H37V93L35 94V96H34L35 101L36 100L37 101L40 100L41 102H44V101L47 100L52 107L53 106L55 107V108L54 107L53 108L56 111H54L53 113L42 114L41 116L40 115H37L36 116V125H37V128H39V131H40V127L43 125V123H46L45 120H49L50 122H55L56 123V129L57 130L55 129L53 132H54V135L57 136V137H59L61 135V130L59 129L60 124H61V126H63L64 124L65 125H67V124L69 125L70 124V125L78 126V122H79V123H81L80 125H82L81 126V130L85 126L87 127V126H91V125H92L91 127H88L89 131L95 128L94 129V132H93V134H94L93 137L94 138H98V139H95V141L96 140L98 141V143H99L98 145L100 147L103 145L101 147V148H103V150H107V149L104 148L106 145L103 144V143H106L107 144L106 148L112 150L111 151L112 154H110V155H113L114 156V154H115V156H116L115 158L113 156H112L113 158L109 156V159L107 158L108 160H106V163L108 162L107 164H109V161L110 160L111 161L114 160L113 161L114 162V165H112V163L109 164L110 167L114 166L113 168H114V173H115L114 176H113V180L111 181V183H114V186H115V188H114V186H112V189H113L112 191H114L113 192L114 193L113 194L114 195V199L116 200L117 199L116 197H118V200H119V201H117V200L115 201L114 200L115 205L118 202V205L119 206L118 205L117 206H114V209L111 210V212L113 213V216L111 218L112 220H110L109 218L102 219L101 217L103 216V213H100L96 217H91V216L90 217H87V216H85L87 220L90 219V218H92L91 219L92 220V224H91L89 230H91V231L94 230V233L92 235L90 234V236H94L95 238H97V239L99 238L100 239V243L98 244V246L95 247L96 249L91 248L92 250L89 251V250H87V248H85V251L80 252L79 256L80 255L81 256L80 257L79 256L76 257V256H74L71 253H69V255L66 254L64 252L65 250L63 249V246H62V250L60 249V251L62 252L61 254H63L67 258V260H65V257H63L64 260H65V262L67 261V263H65L64 261L62 262L60 260L57 264H61L60 262H62V264H64V263L65 264H70L69 262L72 261V259H73V261L76 260L75 262L72 261L71 262L72 264H264V251H263L264 250V241H263L264 240V236H261L260 235V234L264 235L263 234L264 233L263 232L264 231V227L261 228L262 227L261 224L263 223L262 225H264V222H263L264 221V218H263L264 216H262V218L260 217L262 214H264V209H262V208H264L263 207L264 206V203H263V201H264V199H263V197H264V194H263L264 193V190H261V191L259 190V192H258V190H256V191L254 190L255 192L253 190H239V191L235 190L233 192V190H229L228 189L227 191L225 190L226 192L224 190H221V192L223 193V194H221V193H219L220 190H214V191L212 190V192H210V191L208 192V190L206 189L207 192L205 190L206 194H204V189L206 187H208V183L206 184L207 178L205 177L206 182L203 183V185H205L206 187L205 188H202L203 190L199 186V182H198L199 180L197 181V183H193L192 182V181H195L196 179H198L201 176L198 173L197 174L194 173V175H191L190 174L191 176H193V179L195 178L194 180L191 179L192 181L189 180L190 182L193 183V184L190 183L191 186L194 187V190H193V188H190V186H189L190 184L188 183L189 182L188 180H186L185 178H184V180L180 179V177H182L181 176L182 175L181 171L183 169L180 170V168H179V170H180L179 171V170L173 168V167H175L177 165H178L177 167H180L179 166L180 165L179 163H181V162H179L180 161L179 158L178 157H175V155L172 153V152H175L176 151V149H177V147H176L177 143L175 144V146L173 144V142H175V141L168 143L169 145L164 143L167 140H169L171 137L173 139V136L175 135L174 133L178 131L177 130L178 126H176L178 124H176V121H175V115H176L175 112H176V110H177L176 108L178 106L183 111L186 110V114H188L187 117H185L184 115L181 116L182 120H188V119L190 120L191 119V121L196 122L197 124H199L201 122L200 124H203L205 126H208V122H210V123L212 122V125H214V126H217V125L219 126V124L221 123V121H219L220 119L216 120L217 117L214 116V114L216 115V113L222 112V109H223L222 108L223 107L222 105L223 104H221L222 102L221 103L219 102V98L218 97H216L218 99V101L215 100V97H213L215 94L213 93V91L211 89H208L206 85L203 86L204 88L203 87L201 88L200 86H197L196 88L194 87L195 90L192 92V94L189 95L191 98L188 96L187 99L184 100V98H182L184 96V95H182L183 93L180 94L182 92V91H180V90H182L181 87H184L185 85L188 84L187 83L188 77H186L187 78L186 79L183 76L185 74H187L185 76L190 75L189 73L191 71L190 70V66L189 67L186 66V65H189V63H186L185 62V60H187V59H188L187 60L188 62H191V58L190 57L191 56L193 57L192 54H190L191 56L189 55V50L193 47V45L195 43L196 49L197 50L198 49L201 50L200 53L202 54V52L205 51V49H203V48L206 47L203 44V42L205 43L212 36V35H210L211 32H208L207 31V35H210L209 37L207 35L205 37L203 34H201V35L198 34V37L204 38L203 39L204 41L202 40V38L200 40H199V38H198V40L195 39L196 38V33L194 34V32H195L194 30H196V23L197 22L194 19H196V20L199 19L200 16L203 14V12L201 11V9H200V11L202 12L201 15L199 13L200 11L198 10L202 6V3H201V5L199 4L201 0H192V1H195V3L193 2V4L196 5V8L200 6L199 8H197L198 11L196 10V15H195V12L193 11V9L192 10H189V7L186 5V4L190 3V2H185V1H189V0H185V1L184 0H150V1L149 0H146V1H149V2H147L148 5H145V4H147V3H145V0H102V1L101 0H89L90 2L93 3V5L95 3V7H93V6L92 7L93 8H96V11H97V9L99 7H103V6L105 7V8L103 7L104 8V13H103V8H99L100 10L98 9L97 16H98V19L102 20L100 22L102 25H100L99 24V21H98L99 30H98V28H96L95 29L96 30L95 33L97 32V30H98V32L96 34H94V31L93 32H90V34L92 33L91 34L92 36L89 34L91 39L90 38L88 39V40H91L90 43H89L90 46L89 45L88 46H85L86 48L85 47H82L83 49L81 50L80 47H75V45H73V43L71 41H64L65 44H66L65 47H63V46L62 47L61 46L59 47V49H61V50H62V48H64L63 51L61 52V50L58 49V52L57 51L55 52V49H57V47L56 46L54 47L53 46V43L55 45L56 40H54L50 44V47H52V49H50L49 45L47 44V46L49 48L46 47V48H48L46 51L50 53V56H49L48 60L45 61V62L46 63L50 62V64H46L45 62H42L40 60H38V62H40L41 65H43V64L44 65H50V66H48V68L51 71L48 72L47 74H45V77L44 76L43 77L42 76H39L38 77L36 74H34L35 71H33V70H31L30 72L28 71L29 68L31 69V67H36L35 66V60L32 61V62L30 61V63H32V64L29 63V60L30 59H29L28 47L31 46V45H33V47H34L33 49L34 50L33 49L32 50L35 52V50L37 49L36 47L39 45V44H37L38 43L37 42V40H38L37 37H40V35L45 34V30H43V29H42L43 31L42 30H39L40 28H37L36 25H34V23H36V21L38 19L37 18V15H39L38 17H40V20H41L40 22L41 23H42V21L44 20V17H45L44 14L46 13L45 12L46 11V8L42 6L43 7L42 9L44 11V12H42V9L40 7L42 5V2ZM75 1L77 2L78 0H68V2L74 4V6H76V4L78 3V7H79L78 10H77L76 7H74L71 4L73 6V8H75L77 10L76 11V10L73 9L76 12L75 13L72 12L74 15L76 14L75 15L76 17H73L74 15H72V16L70 15V17H69V14L65 13L66 14L65 17H67V18H64L63 15L61 14V16H59V17L60 18H63L64 20L63 19L60 20L58 18L60 20V22L61 21L64 22L68 18H72V17L74 18V19L72 18V21H75L76 18L78 17L77 16L78 14H80V15L82 14L81 15L82 17H84L86 14H87L86 16H88L90 14L89 13L90 12L89 10H91L92 7H90V2L89 1L80 0L77 3ZM82 1L85 2L86 5L83 4ZM94 1H97V2H94ZM141 1L142 2L144 1L143 2L144 4L141 3ZM209 1H210V4L211 5L215 1L219 5V3L222 0L221 1L220 0L219 1H217V0H209ZM224 1H226L228 3L224 2ZM224 1L221 2V4L219 5L220 7L217 5L219 8H217L216 4H213L214 6L213 5L212 6L214 8L216 7L218 11H215V13L213 11V13H214L213 17H211L209 19V16H207L208 18H205V19H209L210 21L211 20L214 21V19H216V17H218L219 15L224 14L225 11L227 12L228 11V8H231V6L234 3L236 4V1L240 5L241 3H244V1H249L250 2V1H255V0H232L233 1V4L231 3V0H229L231 5L229 4V1H227V0H224ZM62 2H64V0ZM65 2H67V1L65 0ZM88 2H89V5H88ZM263 2H264V0H261L260 3H263ZM34 3L37 4V7H39V9H40L39 11H37V10H35L33 8L34 5L28 7L29 4L31 5V4H34ZM79 3H82V5H79ZM97 3L99 5H101V6L98 5L99 7H96L97 6L96 5ZM181 3H182V6H181ZM54 4H55V0H53V1H49L48 0L47 8H50L51 9L52 8V5H54ZM183 4H184L185 7H183ZM197 5H199V6H197ZM146 6L149 7V8H147ZM154 6H156V7L159 6L158 8L155 7L156 10L159 9L160 6L162 7V8H160L159 13L156 12V14H155V11L156 10L154 9ZM163 6H164V8H163ZM26 7L28 8L27 10H26ZM186 7L188 9H186ZM31 8H32V11H31L32 13L30 12ZM220 8L223 9V10H220ZM82 9H84V12H81L80 13V11H82ZM113 9H115V10H113ZM86 10L88 11V13H85ZM164 10H165V12H164ZM23 11L24 12L29 11L26 14L30 18ZM105 11H107V12H105ZM113 11H116L117 13L115 12V14L113 15ZM133 11H135V12H133ZM139 11L141 12V14L144 13V14H142V17L143 18L141 17V14H140ZM34 12H36L37 15ZM132 12H133V14H132ZM192 12H194V13H192ZM29 13L34 14V15H31ZM137 13H138V15L139 14L140 15L138 16ZM163 13H165V15H168V17L166 16V21H167L166 23H167V25L165 24V21L162 22L163 20H165V18H164L165 16H163ZM197 13L200 16H198ZM107 14H109L108 16H110L109 18H111V19H109L107 17ZM154 14H155V16L153 17ZM158 14H160V15L158 16ZM161 14H162V17L163 18L160 17ZM172 14H173V16H171ZM192 14L194 16H192ZM35 15H36V17H35ZM149 15H151L154 19L151 18V17H149ZM178 15L182 19L179 18V17H177ZM112 16H113V18H112ZM145 16H147V17H145ZM195 16H198L199 18L198 17H195ZM27 17H28V19H27ZM33 17H34V19L32 20ZM99 17H101V18H99ZM114 17H117V18H114ZM155 17L158 18L157 19L158 21L156 20ZM204 17H206L205 14H203V19H204ZM88 18H89V16H88ZM146 18H147V20H146ZM24 19H26L27 21L24 20ZM45 19H46V17H45ZM87 19L84 20V22H85L84 24L85 25H86V22H87L86 20ZM112 19H113V21H112ZM114 19L116 21L115 24H117V22H118L119 25L117 24L113 28ZM180 19H181V21H184L185 26H184V23L180 21ZM191 19H193L195 21V23L192 24V28L193 29H191V23L190 22L187 23V21H190ZM200 19H202V16H201ZM205 19H204V21H205ZM68 20H70V19H68ZM193 20L191 22H193ZM105 21H108V22L105 23ZM159 21H161L160 24L163 23L162 26L159 25ZM128 22H129V24H128ZM133 22H135V23L133 24ZM176 22H177V24H176ZM23 23H25V24L23 25ZM32 23H33V25H32ZM71 23L72 24H75L76 21L75 22H71ZM155 23H157L156 26L154 25ZM180 23H181V26H179ZM108 24H110V29L108 31H105V30H107L109 28V25ZM120 24L121 25L123 24L122 26H124V28H120L119 29V27H122V26H120ZM149 24H150V26H149ZM164 24L166 25V27L168 25H170L171 27L169 26L170 27L169 29H167L168 27L165 29V28H163V27H165ZM188 24H190V25H188ZM77 25H76V28H75V25H74V28L75 29L73 28V26L70 25L72 27V31L73 32L74 31L76 32V30H77V32H79V27L80 26H77ZM127 25L129 27L128 28L129 29L128 32L126 31V28L127 27H125ZM32 26H35V30L34 31H32L34 29ZM81 26H82V24H81ZM111 27L113 28V31H112ZM80 28H81L80 29V31H81L84 28V26L83 27H80ZM91 28L94 29V27H91ZM178 28H179V31H178ZM12 29L13 30H16V35L14 34V32H13ZM37 29H38V31H37ZM122 29H123V32L125 31L126 33L124 32V34L121 33L122 35L121 34L118 35V33H120V31H122ZM130 29L133 30L134 32L131 31ZM184 29L187 32H185ZM103 30H104V32H103ZM68 31H71V28L70 27H68ZM72 31H71V33L74 34ZM109 31H111V32H109ZM190 31H193L192 32L193 35L191 34ZM114 32L115 33L117 32L116 34L118 36L115 35ZM22 33H23V35H22L23 39L22 38L20 39L19 37H20V35ZM30 33H34L35 37H34L33 34L31 35ZM37 34H39V36ZM133 34H134V36H133ZM153 34H155V35H153ZM147 35H148V38L151 36L150 39L147 38ZM31 36L33 38H31ZM113 36H114L115 39L117 38L116 39V42H115V39L113 38ZM115 36H117V37H115ZM120 36H122L124 38H122V37L120 38ZM171 36H174V37H171ZM128 37L129 38L131 37V40ZM135 37L137 38V42L139 41L142 44V46L140 44L141 48H140V46L138 44L139 42L137 43L135 41V39H136ZM138 37L139 38L141 37V40ZM165 37H166V39H165ZM176 37H178V38L176 39ZM34 38H36V40H34ZM47 38H49V37L47 36ZM156 38H158L159 41ZM162 38L165 39V42L163 41ZM167 38H169L171 40V42H170L169 39L167 41ZM181 38H183L184 41H182ZM205 38H208V40L205 39ZM28 39H31V40H28ZM119 39H121V40H119ZM122 39H124V40H122ZM133 39H134V41H132ZM142 39L145 40V41H143ZM146 40H147V44L149 43L150 45H147L145 43ZM172 40H173V42H172ZM178 40H179V42H178ZM191 40H193L194 42L193 41L190 42ZM108 41H110V42H108ZM120 41H121V43H120ZM122 41H124V42H122ZM150 41H152L153 44H151ZM166 41H167V43H166ZM58 42H60V41L58 40ZM62 42H60V43H62ZM69 42H70V44H69ZM107 42L110 43L111 45H109V44L107 45ZM130 42L131 43L132 42H134V43L136 42L135 44H138V46L135 45L134 43H132L131 45L133 47H131ZM159 42H160V44H158ZM181 42H184V43L186 42L187 43V46L186 45H183V43H181ZM196 42H197V45H196ZM21 43H23V44H21ZM165 43H166V45H165ZM176 43H178L179 46L175 45ZM68 44L70 46H67ZM74 44H76V43L74 42ZM103 44H104V46H103ZM119 44H120V46H117ZM126 44H128V45H126ZM188 44H189V47H188ZM202 44H203V47H202ZM121 45L123 47V50H124V48L126 46V49L128 51L126 49L124 51L121 50L122 49L121 48ZM134 45L137 46V47H135ZM143 45L145 46V48L147 46V49H145ZM199 45H200V48L201 49L199 48ZM100 46H102V47H100ZM111 46H113V47H111ZM182 46H184V47H182ZM190 46H192V47H190ZM154 47L155 48L158 47V51L157 52H155V50H157V49L150 50L151 48H154ZM170 47L175 48V50L172 49V48H170ZM181 47H182V49H181ZM67 48H68V51L69 52L72 51V53L70 52L71 54L68 53V51H67V53H68L69 56L66 53V49ZM89 48H91V49H89ZM136 48L137 49L138 48L139 49H142V51L139 50V53L136 52V51H134ZM130 49L132 51H129ZM49 50L52 51V53ZM110 50H112V51H110ZM161 50H163L162 52L165 53V54H162ZM178 50L181 52L180 54H178ZM199 50H198V52H199ZM64 51H65V53H64ZM74 51H76V52H74ZM94 51H95V53L97 55L94 53ZM121 51L124 52L125 55ZM150 51H153V54H151L152 52H150ZM53 52H54V54H53ZM73 52L75 54H73ZM115 52L120 57L117 58V55L115 54ZM60 53L61 54L63 53L64 55L63 54L60 55ZM136 53L139 56H142L143 58L137 56ZM76 54L77 55L79 54V56H77ZM110 54H112V55H110ZM121 54L124 55L126 58L124 56H121ZM148 54H150V56H147ZM185 54L188 55L186 59H185V57H186ZM70 55H72V56H70ZM126 55H128V56H126ZM67 56L69 57V59L67 58ZM98 56H99V58H98ZM62 57L64 59L65 58L66 59L63 60ZM73 57H74V60H72ZM109 57H110V59H109ZM165 57H167L168 60ZM53 58H54V60H53ZM80 58H82V59H80ZM116 58L119 61H123V59H124V61H123L124 63L123 64H125L124 65L125 67L121 64L122 62H120V65L117 64V66H115L116 65L115 63L116 62H111V61H117ZM148 58H149V61L147 60ZM151 58H153V62H152V59ZM128 59H129V62H131V64H129L128 62H126ZM130 59H132V60L130 61ZM155 59H157V60H155ZM70 60H71V62H69V64H68L67 62L70 61ZM165 61H166V63H165ZM170 61H172L173 63H171ZM174 62H175V64H174ZM168 63L169 64L171 63V64L169 65ZM126 64H129V65H126ZM118 65L120 66L121 69L119 68ZM167 65H169L171 67H168ZM65 66H69V67L68 68H65ZM70 66H71V68H70ZM185 66L187 68H189V69H187ZM116 68L119 71H121V72L116 73L117 72V69ZM122 68H128L126 70V71H128L126 73L127 75L124 74V72H126V71H124V69H122ZM181 68L183 69V72H182V69ZM160 69H161V71H160ZM162 69L164 70V72H163ZM186 69H187V71L189 70L188 73H186ZM175 71H176V73L174 74ZM55 72H56V74H55ZM166 72H169V74L166 73ZM49 74H51L53 76H51V77L49 76L48 77ZM32 75L34 77H32ZM200 75H201L200 77L202 78V74H200ZM181 76L184 78V80H185L184 82L187 83V84H184V83L182 84L183 78H181L182 80H180V77ZM203 76H204V74H203ZM203 79H205V78L203 77ZM203 79H202V81L205 82V80H203ZM173 80H175V81H173ZM40 81H42V82H40ZM40 84H41V86H40ZM172 84H175V86L177 84V86H176L177 88L176 87H171V92H170V90H168V89H170L169 86H171ZM180 85H181V87H180ZM114 86L115 87L118 86V87L117 88H114ZM178 88H179V91H178ZM198 88H201V89H198ZM205 88H207V89H205ZM124 89H127L126 93H128V91H130L128 93L129 95L127 96L128 100L125 99V96H124L125 93H122V92H125ZM197 90L199 91V93L200 92L201 93L199 94L197 92ZM201 90H203V92ZM195 91L198 94L197 93L194 94ZM208 92H209V94H208ZM176 93H177V95H176ZM210 93L211 94L213 93V96H211ZM173 95H175V97ZM193 95H195V96H193ZM200 95H201V97L202 96L203 97L202 98H199ZM122 96L124 97L123 101H122V98H123ZM163 96H164V98H163ZM177 96H179L178 99H176ZM115 97H116V99H115ZM167 97H168V100L169 101L166 100ZM192 97L195 98V102H193L194 101L193 100L194 98L192 99ZM34 98L30 96V99L32 101H34ZM169 98H171V99H169ZM172 98H174V99H172ZM76 99H78V100L76 101ZM205 99H207L208 101L205 100ZM212 99H213V101H211ZM196 100H198V102L200 101L201 105L203 104L202 105L203 107L202 106L196 107V105H195L196 104ZM125 101H126V104H125ZM177 101L180 102V103H178ZM184 101H188V102H184ZM65 102H66V104H65ZM78 102H79V104H78ZM81 102H83V104H81ZM167 102H168V104L165 105ZM190 102H192V103H190ZM208 102H210V104H209V111H210V109L211 110L213 109L212 110L213 112L210 111L211 113H209V111H208ZM211 102H212V104H211ZM217 102H219V103H217ZM72 103H74V105L75 106L77 105V106L75 107ZM163 103H164V105H163ZM58 104H61L60 107L61 106H64L65 108H60ZM187 104H189V106ZM66 105H67V108L69 110L66 108ZM71 105L73 106V109L75 107L74 110H76L75 111L76 112V116L74 115V113H73V111L71 109V107H72ZM82 105H83V107H82ZM182 105H185V107L182 106ZM194 105L198 109H196L195 107H193ZM198 105H200V104L197 103V106ZM211 105H213V106L211 107ZM78 106H79V110H78ZM171 106H172V108H171ZM215 106L217 107V109H216ZM80 107H81V109H80ZM167 107H168V109H167ZM218 107H221V108L218 109ZM205 108H207V109L205 110ZM70 109H71V111H70ZM170 109H171V111H169ZM189 109H190V111H189ZM194 109L197 112L194 111ZM165 110H168L169 111V114L168 115H166ZM191 110H192V113L195 112V113H193L194 115H192ZM219 110H221V111H219ZM92 111H94V112H92ZM205 111H206V114H205ZM207 111H208V113H207ZM77 112H78L79 115H77ZM104 112H105V114H104ZM91 113L93 114V116H94V114H96V116H94V118H93V116H92ZM189 113H191L192 116H190ZM52 115H53V117H52ZM164 115L165 116H168V121L167 122L164 121V117H165ZM72 116H74V119L72 118ZM203 116H205V117L203 118ZM206 116H208V118H210V119H208ZM220 116L221 115H219L218 118H220ZM76 117H78V120H76ZM63 118H64V120H63ZM82 118H84L85 121H83L84 119H82ZM86 119L88 121H86ZM60 122H62V123H60ZM71 122H72V124H71ZM164 122H165V124H164ZM205 122H206V124H205ZM213 122H214V124H213ZM57 123H59V124H57ZM82 123L83 124L85 123L86 125L84 126ZM104 124L107 127L106 128V132L108 131V137L109 138H107V136L104 137V135H103L102 137L104 139L102 137L99 139V137L101 136L100 135V132L105 131ZM161 126L163 127V130L161 129L162 128ZM97 127H98V130H100V132L98 130H96ZM102 127H103V129L101 131L100 128H102ZM146 127H149V128H147L148 130H146ZM167 127L169 128L168 131L170 132V134H172V132H173V136H171L170 134H167V129H166ZM160 130H161V132H160ZM96 131L99 132V135H97L98 132H96ZM152 131H154V132H152ZM49 132H51V131H48V130H45V129L43 130V133L45 135H48V136L50 135ZM146 133L149 134V136H147ZM158 133L160 134V136L162 135L161 137L164 136L163 133H166L165 134L166 137H163L162 140H160L161 139L160 136L159 137L157 136L158 139L160 138L159 140H157L156 138H152V137H155V135H158ZM125 135L128 136V139H127V137ZM141 137L143 138L144 145H143V143L141 141V139H142ZM149 137L151 139H149ZM94 138H93V140H94ZM132 138H134V139H132ZM135 138H137V140ZM105 139H108V140H105ZM124 139L128 140V143L131 144V145H129V147L133 148L135 146V148L134 149H130L129 148V150H126V148H127L128 145L124 144L125 141H126ZM154 139H156V141H154ZM104 140H105V142H104ZM132 140H133L132 143H135L136 142L134 145H132V143L129 142V141H132ZM138 140H139L138 145L140 144L142 146H145V147H143V149H142V147L140 145L137 148V146H138L137 145ZM148 140H149V142H148ZM150 140L151 141L153 140V142H155V143L154 144L152 142L150 143ZM157 141H158V145L155 146V144L157 143ZM170 141H171V139H170ZM161 142H162V144H161ZM159 143H160V145H159ZM172 144H173V147H176V148L173 149L175 151H172V148L170 149V147L172 146ZM231 144L233 146H235V142L233 143V141H232ZM125 146H126V148H125L126 151H124V147ZM149 146H151V148H148ZM158 147H159V149H158ZM165 147H166V150H165ZM37 148H38V144H37V147L35 148V150H37ZM137 149H139L138 152L141 149H142L141 150L142 152L144 150L145 151L147 150L145 155H144V152L143 153L141 152V154H143V156H141V154L139 155L140 152L137 153L140 157H142V159H139L140 157L137 154L134 153L135 151L137 152ZM130 150L132 152H130ZM128 151L130 153H132V155ZM151 151H154L155 153H157L156 154L157 156L154 155L155 153H153ZM125 152H126V155H125ZM127 152L129 154H127ZM170 152L172 153V156L169 155ZM133 153H134L135 156L137 155L138 157L135 158L134 155H133ZM167 153H169V154H167ZM123 154H124L126 160L125 159H122V158H124ZM146 156L147 157L149 156L150 158L149 157L146 158ZM131 157H132V160L133 161L131 160ZM167 157L169 158V160H170V157L171 158L173 157V159L175 157L176 160L174 159L175 162H172L173 159H171V161L169 162L167 160L168 159ZM162 158H164V159L166 158L165 161L169 162V163H166L168 165V168H170L169 167L170 166L169 164L172 165V163H173V165H172L173 166L172 167L173 170H170V171H172V172L174 171L175 174H173L172 172L167 171L166 164H163L165 161ZM135 159L139 160V162L138 161L136 162L137 164L140 163V160L144 161L143 162L144 166H146L145 165V162H147V163L149 162V161H146L148 159H150V162L151 161L152 162L153 161L157 162V160L159 162L161 160L162 163L161 162H159V163L157 162L158 163V166L157 167H159V166L161 167L162 164L165 165V166L162 167L164 169V171H162V169H161V171L163 173H161V171H160V173L162 175L159 174L158 173L159 170H158V168L155 167L156 165H155L154 162H153V164L155 166L152 163L147 164V167H151L150 165H152V167H151L152 169L151 170L148 169L149 170L148 171L147 170V167L146 168H143V170H141L142 168H140L139 166H138L139 168L137 167V164L135 163V161H136ZM120 160H123V164H122V161L120 162ZM127 160H128V162H127ZM177 160H179V161H177ZM116 161L119 162V163L117 164ZM133 162L135 163L136 167L138 168V170H137V168L135 167V169L137 171L136 170L133 171V169H134L133 168L134 166H132V165H134ZM127 163L131 165L132 169H131V167H129V165H127ZM176 163H178V164L176 165ZM143 164L142 165L140 164L141 167H144ZM121 165L122 166L124 165L125 167L124 166L122 167ZM120 166H121V168H120ZM116 167H118V169ZM126 167H129L128 168V169H130L129 172L126 169ZM153 167H155L156 169L153 170L154 169ZM164 167H166V168H164ZM115 168H116V171H115ZM120 169L121 170H124V171H121ZM139 169L142 171V173L139 172L140 171ZM120 171L121 172H125L122 175L123 177H121V174L122 173H120ZM165 171H166V174L164 173ZM178 171L181 173V175H180V173L179 174L177 173L178 175H176V172H178ZM128 173H129V175L130 174L131 175L129 176ZM167 173H169V175ZM171 173H172V175L177 176V178H175V180L170 177L171 179H169V181L172 182L173 184L170 183L169 181H166V180H168L167 177L171 176ZM163 174L167 175V177L163 176ZM115 175H116V177H115ZM136 176H138V178H136ZM174 176H172V177L174 178ZM161 177H164V178H161ZM201 177L203 178V180H205L203 176H201ZM132 178L133 179L135 178L136 181L135 180L133 181ZM230 178L231 177L228 178L229 181L230 180H234V179H232L233 177L231 179ZM114 179H115V181H114ZM203 180H201V178H200V181H203ZM228 180H226V182H229ZM260 180L262 182H264V177H261ZM126 181H128V182H126ZM183 181L185 182V184H184ZM166 182H168V184ZM124 183H125V185H124ZM160 183H162L163 185H161ZM201 183L202 182H200V184ZM136 184H138V185H136ZM170 184L172 185L171 188L169 187ZM196 184H198V185L196 186ZM184 185H185V187H184ZM186 185L189 186V189L190 190L191 189L192 190L191 191H189V189L187 190L188 187ZM136 186H138V187H136ZM160 186L161 187L164 186V188H160ZM178 186H179L180 190H178V188H177ZM195 186L198 187V188H195ZM57 187L58 186L55 183L52 184V186H51V189L50 190H54V193H53L54 195L52 196L50 202L47 203L46 206H45V208H44L43 227L46 228V231L49 233L50 236L52 235V236H54L56 238L57 235H58V237L60 239V243H63L61 245H64V247H66L68 249V247L69 248L70 247H73L71 245H72V243L74 244L76 241L73 239L74 237L71 238L74 235V233H72V232H69L68 233L67 231H65L64 232L65 234L63 233L64 235L62 234V236H61V231L64 228V223L63 222H66L67 223L66 225L68 227L70 226L69 228L73 229V228H75V226H76L75 224H77V221H84L85 218L83 219L84 216L83 217L81 216L80 218L77 219V218L71 216V214H70L71 211H66V209L64 208L65 205L62 206V205L59 204L58 197L60 196V192H59L60 189H59V187L58 188ZM166 187L169 188V190H167ZM137 188H138V190H137ZM197 189L198 190L201 189L200 190L201 192L198 191L201 194H199V193L196 192ZM178 191H179V193H177ZM249 191H251V192H249ZM262 191H263V193H262ZM186 192H188V193L189 192L190 193L191 192H196L200 196L203 195V197H201V200H200V196H199V199L197 200L198 197H197V194L196 193H191V194L189 193L190 194L189 195ZM230 192L233 193V195H235V197H236L235 198V197H233V196L230 195V198L233 197L232 198L233 200L231 199V202H229V200H230L229 198H226V196L228 197V194ZM235 192H237L238 194H236ZM243 193L245 194V196L243 195ZM195 194H196V196H195ZM246 194H247V196L252 197V198L246 197ZM250 194H252V195L250 196ZM179 195H182V196L179 197ZM204 195H206V196H204ZM149 196H151L150 199L151 198H155L154 201L151 199L152 202H153V204H151L152 202H150L151 200L149 199ZM223 196L226 199V201H225V199L221 198ZM237 197H238V199H237ZM245 197H246V199L248 198L249 201L246 200ZM243 198H244L245 201L243 200ZM207 199H209V200H207ZM210 199L212 201L214 200V202L210 203L211 202ZM215 199L217 201H218V199H220L221 201L219 200L220 202H217V201L215 202ZM239 199L240 200H243V201H240ZM257 199H260V201L257 200ZM123 200H124V202H122ZM191 200H192V202H191ZM203 200H204V202H203ZM234 200H236L238 202L235 203ZM200 202H203V203H200ZM223 202H225V203H223ZM250 202H252V203H250ZM257 202L260 203V204H258ZM219 203H221V205ZM222 203H223V206L225 204L226 205L223 207L222 206ZM227 203H228L229 206L227 205ZM239 203H241V204L243 203L242 204V207H245L246 206L245 208H243L245 211L242 209V207L239 205ZM150 204L152 206L151 208L149 206ZM193 204L195 205V207L197 205V207L195 208ZM206 204H208L207 207H209V209L207 208L208 211L211 210L210 211L211 213L209 212L211 215H209L208 211L206 210V206H205ZM210 204L213 205V208H211V209H210V207H212V206ZM233 204L235 206H233ZM250 204H251V207L252 208L250 207ZM253 204H255V205H253ZM128 205H130L129 207H131V208H129ZM257 205H259V206H257ZM148 206H149V208H148ZM190 206H193V207H190ZM200 206H201V208H198ZM214 206H216V207L218 206V208H216V207L214 208ZM231 206L232 207H236V209H234V208H233L234 210L232 209L233 212L230 209L232 213L228 210L229 207L232 208ZM187 207L189 209H187ZM203 207L205 208V212L207 214L205 212H204L205 214L202 213L204 211V208ZM225 207L228 208L227 209V212L228 213L224 212V211H226L225 210ZM258 207L259 208L261 207V208L259 209ZM222 208H224V209H222ZM249 208L250 209H254V210L256 208H258L257 213H258V211H260V212L257 214L256 213V210L255 211L254 210L253 211H250ZM212 209H215L216 211L214 212V210L212 211ZM128 210H130V212L131 211H136L137 212V215L136 214H132V215L129 214L128 213ZM218 211H220V212L223 211L224 213H226V215L224 213H222V214L220 213L219 214ZM182 212L185 215H183ZM199 212H201V213L199 214ZM212 212L215 215L216 214H218V215H216V217H215V215ZM236 212L240 213L241 215L238 214V213L235 214ZM242 212H243V214H242ZM48 213H49V215H48ZM196 213H198V214H196ZM249 213L250 214L253 213V214L249 216ZM231 214H233V217L231 216ZM245 214H246V217H244ZM66 215H68V216L66 217ZM195 215H196V217H195ZM197 215L200 216L201 218H199ZM257 215H258V217H257ZM219 216H220V220H219ZM238 216H241V217H238ZM248 216L250 218L252 217L251 218L252 220ZM70 217L75 218V220L73 218H70ZM181 217H182V219H181ZM187 217H188V219H187ZM193 217L196 219V222H193V221H195V219ZM247 217H248V219H247ZM67 218L70 219V220H67ZM189 218L190 219H194V220L192 221ZM233 218H236L234 220V222H236V224H234L232 222ZM46 219H47V221H45ZM63 219L65 221H63ZM86 219H85V221H87ZM180 219H181L182 222L184 221L185 223L183 222L182 224H180L179 223V220ZM186 219L188 221L189 220L190 221L189 222L188 221H185ZM197 219H201V220H199V222H198ZM227 219H228V221H227ZM256 219L260 220L259 222L261 224ZM247 220H248V222H247ZM69 221H71V222H75L76 221V223H73V226H72V223L69 222ZM102 221H104V222H102ZM254 221H256V222H254ZM222 222H223V224H222ZM237 222H239V223H237ZM244 222L247 225L246 224L244 225ZM141 223H143L144 225H142ZM186 223H187L188 226L185 225ZM191 223L193 224V226L195 228L197 227L198 229L196 228L197 230H195V228L191 225ZM232 223H233V226L234 227L232 226ZM257 223H259V224H257ZM217 224H218V226H217ZM239 224H240V226H239ZM259 225H260V227H258ZM190 226H192L194 229L192 227L191 228H188ZM226 226H228V228ZM253 226H256V227L254 228ZM61 227H62V229H61ZM209 227H210V229H212V227L215 228V229H212L214 231L211 232L210 230H207L206 229V228L209 229ZM231 227H233L234 229L236 228L235 229V230H237V233L236 234H235L236 231L233 230V228H231ZM56 228L59 229V230H57ZM187 229H190V230L188 231ZM191 229L193 231L195 230V233L194 232L192 233L191 232L192 231ZM201 229H202V231L204 233L201 231ZM217 229L220 232L219 235H218V237H216L217 236L216 233H218V230ZM221 229H224L225 232H223V230H221ZM259 229L261 231L262 230L263 231L261 232ZM48 230H50V231H48ZM89 230L85 231L86 233L84 232V234H85L84 236H87V237L89 236L88 235L89 233H87ZM252 230H254V234H258V236L255 235L256 238H255V236H254V238L253 237H250V236H253L254 235L252 233L253 232ZM233 231H235V232H233ZM239 231L240 232H242V231L245 232L246 231V235L244 236V234L242 232V234L240 233V235H241L240 236L238 234ZM58 232H59L60 235L58 234ZM209 232L211 233V235H213L215 233L216 236L214 235L210 239ZM221 232L223 233V235H222ZM228 232L231 233L232 235H233V233L235 235H237V236L233 235L234 241H233V237L231 236V234H229L230 236H228ZM258 232H261V233L259 234ZM66 233H68L70 235H67ZM71 233H72V235H71ZM200 233H202V235L205 234V233H207V234L202 236V235H200ZM221 235H222V237H220ZM238 235L240 236V239H238V237H239ZM242 235H243V237H242ZM247 235L250 237V240H249V238H248ZM196 236H197V239H196ZM199 236H201V237L199 238ZM227 236H228V239H226ZM67 237H69L70 239L67 238ZM65 238L69 239L68 240L69 243H68L67 239L64 240L65 242H63V239H65ZM247 238H248V240H247ZM260 238H261V240H259ZM121 239H123L124 242H125V249H123L122 246H121V244H120V242H122ZM198 239H200V240H198ZM222 239H224V240H222ZM230 240H232L231 241L232 244L229 243ZM235 240L236 241L238 240V242H235ZM257 240H259L258 242H261V245H263L262 246L263 248L259 246L260 244L257 243ZM83 242H85V241H83ZM262 242H263V244H262ZM223 243H226L227 246L229 247V249L226 247V244L224 245ZM237 243H238V247H241V249H239L237 247ZM67 244L68 245L71 244V245L68 246ZM83 244L86 245V242L83 243ZM65 245H67V246H65ZM222 246H224V249H222ZM87 247H88V245H87ZM234 247H235V249L238 248V250L237 249L235 250ZM247 247L249 248V251H248V248ZM230 248H231V251H229ZM52 249H53L52 247L51 248L49 247V251L52 250ZM54 249H55V247H54ZM232 249H233L234 253H233ZM240 250H242V251H240ZM52 251L49 252L50 253V256L48 255L49 256V259L46 260V261L44 259H41L39 264H52L51 260H54L55 259L54 255L56 254L55 253L56 251H54L55 254L54 253L51 254ZM252 251H253V253H252ZM261 251H263V253ZM228 252H230V253H228ZM253 254H255V255H253ZM52 258H54V259H52Z\"/></svg>","mask_w":264,"mask_h":264}]
</instances>
